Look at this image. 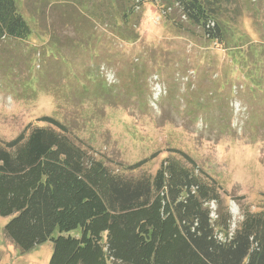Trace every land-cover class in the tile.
<instances>
[{
	"label": "rangeland",
	"instance_id": "374dc122",
	"mask_svg": "<svg viewBox=\"0 0 264 264\" xmlns=\"http://www.w3.org/2000/svg\"><path fill=\"white\" fill-rule=\"evenodd\" d=\"M17 4L31 34L0 41V140L50 118L116 173L187 155L220 188L232 231L264 209V0H228L216 36L173 0ZM11 218L0 264H49L52 242L22 254L6 238Z\"/></svg>",
	"mask_w": 264,
	"mask_h": 264
},
{
	"label": "trees",
	"instance_id": "16d2710c",
	"mask_svg": "<svg viewBox=\"0 0 264 264\" xmlns=\"http://www.w3.org/2000/svg\"><path fill=\"white\" fill-rule=\"evenodd\" d=\"M173 1L216 36L228 0ZM30 34L17 0H0V41ZM44 120L54 128L0 140V217H12L4 234L22 254L50 241L49 264H264V209L232 231L220 188L187 155L154 175L116 173Z\"/></svg>",
	"mask_w": 264,
	"mask_h": 264
}]
</instances>
